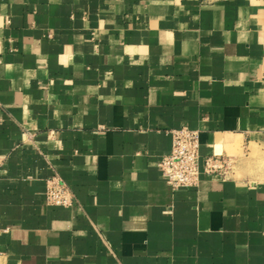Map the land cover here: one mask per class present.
<instances>
[{
	"label": "crops",
	"instance_id": "obj_1",
	"mask_svg": "<svg viewBox=\"0 0 264 264\" xmlns=\"http://www.w3.org/2000/svg\"><path fill=\"white\" fill-rule=\"evenodd\" d=\"M183 126L201 176L174 189ZM251 145L264 0H0V264H264V180L205 170Z\"/></svg>",
	"mask_w": 264,
	"mask_h": 264
},
{
	"label": "built area",
	"instance_id": "obj_2",
	"mask_svg": "<svg viewBox=\"0 0 264 264\" xmlns=\"http://www.w3.org/2000/svg\"><path fill=\"white\" fill-rule=\"evenodd\" d=\"M172 134V148L161 156L158 162L159 170L174 189L198 186L201 176L200 131L183 126L173 130ZM205 170L226 175L218 156L206 159ZM46 202L48 205L65 208L75 203L73 191L57 173L47 180Z\"/></svg>",
	"mask_w": 264,
	"mask_h": 264
},
{
	"label": "rangeland",
	"instance_id": "obj_3",
	"mask_svg": "<svg viewBox=\"0 0 264 264\" xmlns=\"http://www.w3.org/2000/svg\"><path fill=\"white\" fill-rule=\"evenodd\" d=\"M218 159L222 170L228 175L264 180V148H256L255 152L250 148H233L228 150L227 155H220Z\"/></svg>",
	"mask_w": 264,
	"mask_h": 264
},
{
	"label": "bare ground",
	"instance_id": "obj_4",
	"mask_svg": "<svg viewBox=\"0 0 264 264\" xmlns=\"http://www.w3.org/2000/svg\"><path fill=\"white\" fill-rule=\"evenodd\" d=\"M251 146H252V145H251ZM254 146H255V145L252 146L253 148H252V147L250 148L252 152H255V151H256V148H255ZM261 167H262V166H261ZM260 171H262V170H260ZM262 172H263V171H262Z\"/></svg>",
	"mask_w": 264,
	"mask_h": 264
}]
</instances>
